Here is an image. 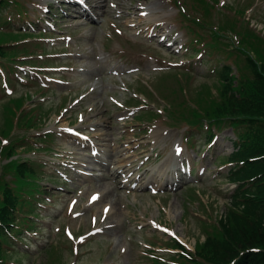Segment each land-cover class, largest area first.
<instances>
[{
  "label": "rangeland",
  "instance_id": "rangeland-1",
  "mask_svg": "<svg viewBox=\"0 0 264 264\" xmlns=\"http://www.w3.org/2000/svg\"><path fill=\"white\" fill-rule=\"evenodd\" d=\"M19 1L27 9L28 16L23 12V17H28L27 21L33 24L34 32H38L39 29L47 32L42 35L43 38L56 35L70 37L67 42L61 39L47 42L43 39L44 42L41 41L43 44L35 48L37 54L45 49L50 55L44 54V57H55L57 63L63 61L71 66L72 70L59 72L67 82L64 84L46 80L41 72L32 75V79L35 76L37 81L42 79L47 81V84L44 87L36 85L35 91L40 94L33 99L41 104L39 106L35 104L25 115L43 119L45 114L43 106L49 110L48 117L42 123L43 129L32 133L38 135L48 126L54 128L53 126L61 125L59 110L68 108L73 99L84 96L82 102L71 104L73 114L67 119L70 125L85 128L92 131V134L94 128L98 129L94 142L99 152L105 150L111 159L125 157V162L130 161L123 168L131 165L130 169H126L131 170L130 176L126 179L131 180L138 175L141 177L139 181L124 185L126 173L121 176L117 172L123 170L118 168L120 163L104 167L105 171L101 170L100 173L103 174H99V177L97 174H77L69 169L66 172L71 179L68 182L70 186L68 191L57 189L55 185L61 184H56L57 181L51 178V175L56 178L58 176L50 165H55L54 162L57 161L55 157H67L64 151L72 149L74 142L70 138H65L64 144L63 137H59L58 130L54 128L51 142L37 144L44 147L50 145L52 153L45 152V149H31L22 154L23 157H30L38 162L44 161V173L50 176V180L45 177L43 181L54 182V186L46 184L44 190L48 192H43V195L39 196L38 201L41 205L38 204L36 210L42 217H39L36 229L23 233L27 236L23 244L29 255L21 258V264H48L50 256L47 252L54 246L60 247V260L56 264H69L72 261H76V264H149V260L141 255L145 248L150 247L149 242L153 244L151 247L155 251L162 252L165 250L163 240L170 235L178 237L188 248H192L194 241L202 237L201 230L206 227L204 225L206 219L217 218L224 213L229 203L231 185L224 179L229 165L223 160L232 150L234 136L230 128H224L213 133L214 140L210 143L204 130L189 131L183 123L175 128L168 127L165 108L169 102L163 98L175 93L179 95V99H186L193 96L201 85L211 86L215 81L212 69L218 66L223 58L227 60L225 55L214 53L207 56L202 50L194 49L192 44L188 46L189 40L196 38V35L188 30L185 24L188 21L177 11L171 0H105L103 7L93 8L89 4L90 8L92 7L93 18L80 16L66 7L63 8L65 10L63 14L58 7L59 2L51 0H48L49 3L42 0ZM178 1L185 6L186 13L200 16L199 11H190L189 3H184V0ZM32 2L35 6L30 5ZM218 2L224 4L215 5L216 9L213 12L215 22L222 18L221 13L232 14V9L228 7L230 4L239 7L250 3L244 18H249L250 27L264 30V0ZM90 3L97 4L96 0H90ZM44 5L52 10L48 14L53 26L50 29L46 27L45 21L41 20V16H46L42 12ZM8 10L11 11V15L17 17L12 8L4 12ZM140 11H148L147 15L150 16L141 18ZM29 12H38V15ZM15 24L21 25V21H15ZM147 25L156 26L159 31L156 39L167 35L168 40H175L174 49L159 45L150 38ZM50 32L54 34L50 35ZM202 39L204 41L209 39L206 32H203ZM27 46L32 47V44ZM195 46L201 47L202 44L197 41ZM54 47L57 48L53 49ZM16 49L17 47H9L7 52L0 55V58L7 60L3 71L11 74V78L16 74V68L11 61ZM53 51H64L67 55L54 56L57 53H51ZM99 55L103 57L100 60L97 59ZM44 57L39 59L38 65L53 63V58H45L44 61ZM227 61L231 62V59ZM21 62L23 61H19L20 64L16 66L23 69L24 65ZM26 69L32 70L28 66ZM11 78H8L6 85L12 87L14 91L12 95H16L22 87L24 90L34 91L32 83L28 82L26 86L20 83L14 85ZM177 79L184 88V93H180L182 88L179 85L176 87ZM42 91L44 94H41ZM210 92L214 94L215 88L210 89ZM4 93L5 90L0 85V95ZM25 93L23 92V95ZM18 105L15 99H11L4 106L7 109H15ZM132 105L135 107L134 110L131 108ZM143 110L152 111L155 117L147 118L146 114L139 117ZM78 113L84 117L83 120L78 118ZM10 121V114L6 112L1 114L0 110V140L7 136ZM55 148L60 152L55 151ZM56 152L61 156L55 155ZM79 152L75 156L80 159L89 156L87 149H79ZM167 156L170 158L166 164L165 174L154 173L152 169L159 167ZM182 160L188 161L190 174H179L184 176L178 177L179 182L176 186L164 188L163 183L167 181L165 177L175 175L172 174L173 169L180 166ZM78 166L81 170H86L81 165ZM2 167L8 168V165L4 164ZM150 175L153 177L154 185L150 188L144 187L143 182L148 180ZM41 181L42 178L35 176L33 185L39 188ZM156 184H159L157 188L154 187ZM61 187L65 189L66 184ZM98 187L105 188L108 194L101 202L85 207L89 195ZM151 188L157 192L153 194ZM72 196L80 197V200L74 209L67 210L66 204ZM109 199L111 205H114V210L112 215L104 220V217L100 216L101 211L96 213V210ZM75 210L83 212L82 217H73ZM93 214H97L100 221L98 225L102 229L100 235L91 237L82 244L76 250L79 257L75 258L76 254L70 252L68 244L70 242L66 241L62 230L64 226L69 225L74 232L85 233L89 229V216ZM150 220L156 222V228L152 227ZM104 225L110 226L102 228ZM83 240L78 244L83 243Z\"/></svg>",
  "mask_w": 264,
  "mask_h": 264
},
{
  "label": "trees",
  "instance_id": "trees-1",
  "mask_svg": "<svg viewBox=\"0 0 264 264\" xmlns=\"http://www.w3.org/2000/svg\"><path fill=\"white\" fill-rule=\"evenodd\" d=\"M3 1L0 0V5ZM192 21L198 24L193 18ZM246 25L232 17L215 29L209 28V47L234 55L238 76L231 73L230 65L223 64L216 72V95H211L208 87L203 86L197 92L196 108H189L188 114L182 116L190 127H201L203 121L217 128L227 125L237 139L228 157L234 165L227 180L235 184L229 206L217 223L211 224L204 240L197 242L195 251L188 253L186 259L190 264H264V41ZM226 30L233 32L237 40L221 32ZM8 37L0 31V43ZM5 112L11 116L9 109ZM3 152L11 155L13 148L6 147ZM7 165L4 171L12 173L14 186L0 184L2 261L4 235L14 227V220L19 219L25 202L22 193L33 187L27 178L34 176L33 169L25 162L12 160Z\"/></svg>",
  "mask_w": 264,
  "mask_h": 264
},
{
  "label": "bare ground",
  "instance_id": "bare-ground-1",
  "mask_svg": "<svg viewBox=\"0 0 264 264\" xmlns=\"http://www.w3.org/2000/svg\"><path fill=\"white\" fill-rule=\"evenodd\" d=\"M87 1H90V0H87ZM104 2H105V0H98L97 1V5H94V7H97V6H99V5H101V6H104ZM83 11L85 12L84 13V15L85 16H90V13L89 12H87V11H85L84 9H83ZM99 58H103V57H99ZM105 155V154H104ZM96 158H97V160L98 161H95V160H91V161H87L88 162V165H87V167L89 168V169H94V168H96V166H99V164L101 165L102 164V162H106V161H103V158H98L97 156H96ZM169 158H170V156H168L162 163H161V165L159 166V167H157L156 169L155 168H153L152 170H153V172L154 173H159V174H164L165 173V169H166V164H167V162H168V160H169ZM123 158L122 159H119L118 160V162H120L121 163V165H124L122 162H123ZM100 192V197L98 198V200L97 201H100V198H101V195L102 194H108V192L107 191H105V192H102L101 190L99 191ZM112 207V209L114 208V205H112L111 206ZM110 210H111V208L109 207V212H110Z\"/></svg>",
  "mask_w": 264,
  "mask_h": 264
}]
</instances>
